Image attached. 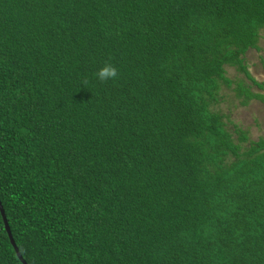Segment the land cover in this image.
<instances>
[{
    "label": "trees",
    "instance_id": "trees-1",
    "mask_svg": "<svg viewBox=\"0 0 264 264\" xmlns=\"http://www.w3.org/2000/svg\"><path fill=\"white\" fill-rule=\"evenodd\" d=\"M262 31L264 0H0V202L25 263L264 264V137L213 107L227 66L257 84ZM0 264H22L1 215Z\"/></svg>",
    "mask_w": 264,
    "mask_h": 264
},
{
    "label": "rangeland",
    "instance_id": "rangeland-1",
    "mask_svg": "<svg viewBox=\"0 0 264 264\" xmlns=\"http://www.w3.org/2000/svg\"><path fill=\"white\" fill-rule=\"evenodd\" d=\"M258 46L260 51L247 52L244 61L257 84L247 80L236 68L227 66L226 77L232 80V84L228 88L222 87L220 98L217 104L213 105L220 114L225 116L224 121L231 129L235 141L237 135L233 132V126L245 131L250 141L264 137V102L261 99H251L243 106L241 103L245 98L239 92V87L243 86L264 96V31L260 33Z\"/></svg>",
    "mask_w": 264,
    "mask_h": 264
},
{
    "label": "clouds",
    "instance_id": "clouds-1",
    "mask_svg": "<svg viewBox=\"0 0 264 264\" xmlns=\"http://www.w3.org/2000/svg\"><path fill=\"white\" fill-rule=\"evenodd\" d=\"M117 74V69L112 64L105 63L104 66L95 73V78L104 83L115 79Z\"/></svg>",
    "mask_w": 264,
    "mask_h": 264
},
{
    "label": "water",
    "instance_id": "water-1",
    "mask_svg": "<svg viewBox=\"0 0 264 264\" xmlns=\"http://www.w3.org/2000/svg\"><path fill=\"white\" fill-rule=\"evenodd\" d=\"M0 215H1L2 219H3L4 229L6 231V234H7L8 238H9V241H10L12 247L14 248V250H15L19 260L22 262V264H26L25 261L23 260V258L21 257V255L19 254L18 249H17V247H16V245L14 243V240H13V237L11 235V232H10L6 217L4 215V211H3V208H2L1 202H0Z\"/></svg>",
    "mask_w": 264,
    "mask_h": 264
}]
</instances>
